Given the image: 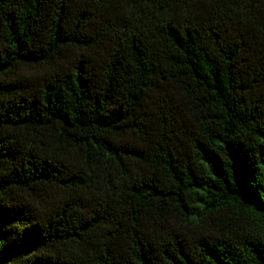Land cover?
<instances>
[{
    "label": "trees",
    "instance_id": "1",
    "mask_svg": "<svg viewBox=\"0 0 264 264\" xmlns=\"http://www.w3.org/2000/svg\"><path fill=\"white\" fill-rule=\"evenodd\" d=\"M0 264H264V0H0Z\"/></svg>",
    "mask_w": 264,
    "mask_h": 264
}]
</instances>
